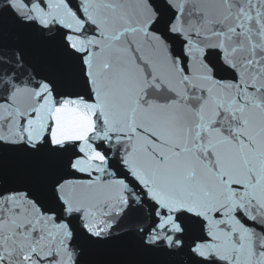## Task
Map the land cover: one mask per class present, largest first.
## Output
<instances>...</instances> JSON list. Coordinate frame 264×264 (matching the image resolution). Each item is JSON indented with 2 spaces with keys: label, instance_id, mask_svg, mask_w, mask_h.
I'll return each mask as SVG.
<instances>
[{
  "label": "snow or ice",
  "instance_id": "6c2138e0",
  "mask_svg": "<svg viewBox=\"0 0 264 264\" xmlns=\"http://www.w3.org/2000/svg\"><path fill=\"white\" fill-rule=\"evenodd\" d=\"M0 264H264V0H0Z\"/></svg>",
  "mask_w": 264,
  "mask_h": 264
}]
</instances>
